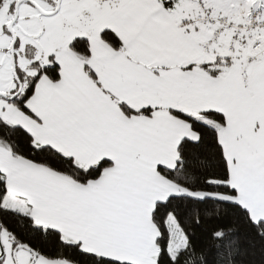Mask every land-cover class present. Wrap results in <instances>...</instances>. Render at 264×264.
Segmentation results:
<instances>
[{
    "label": "snow or ice",
    "instance_id": "1",
    "mask_svg": "<svg viewBox=\"0 0 264 264\" xmlns=\"http://www.w3.org/2000/svg\"><path fill=\"white\" fill-rule=\"evenodd\" d=\"M0 264H264V0H0Z\"/></svg>",
    "mask_w": 264,
    "mask_h": 264
}]
</instances>
